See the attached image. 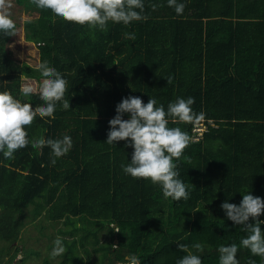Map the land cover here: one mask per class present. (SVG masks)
<instances>
[{"label": "trees", "instance_id": "1", "mask_svg": "<svg viewBox=\"0 0 264 264\" xmlns=\"http://www.w3.org/2000/svg\"><path fill=\"white\" fill-rule=\"evenodd\" d=\"M18 2L30 15L25 39L37 45L39 63L67 81L64 98L72 107L57 104L55 119L37 116L25 128L28 146L13 159L0 153V264H31L34 257L40 264H129L133 255L141 264H177L187 255L180 243L202 264H219V246L233 243L239 264H264L240 245L248 233L221 208L225 201L239 205L249 192L264 198V0H178L186 5L182 15L167 0H144L146 20L109 22L106 31ZM10 13L18 35L21 18ZM17 35L0 33V91L35 109L44 104L38 91L23 96L20 87L24 77H44L37 64L13 55ZM130 96L145 104L154 98L166 111L178 98L194 97L198 122L168 118V127L190 138L173 161L187 200L166 199L160 185L126 174L121 165L134 152L128 141L105 142L117 104ZM197 124L202 129L194 130ZM65 135L73 146L54 166L49 147L31 144ZM43 220L52 228L41 225L35 240L47 238L46 254L22 234L28 221ZM57 237L66 253L52 259Z\"/></svg>", "mask_w": 264, "mask_h": 264}, {"label": "clouds", "instance_id": "2", "mask_svg": "<svg viewBox=\"0 0 264 264\" xmlns=\"http://www.w3.org/2000/svg\"><path fill=\"white\" fill-rule=\"evenodd\" d=\"M31 3L39 9L50 10L55 17L66 22L88 25L91 28L99 27L104 31L107 30L109 22L129 25L133 21L147 19V16L143 15L144 0H31ZM167 3L169 7L174 8L177 15L183 14L186 7L184 3H178V0H167ZM11 7L10 0H0V33L7 37L17 35L16 24L9 11ZM156 7L157 5H152L153 10ZM125 39L135 40L136 36L134 33H125ZM36 71L44 77L39 88L32 83H24L20 87V93L29 96L38 91L43 105L33 109L31 104L22 103L10 93L0 91V153L5 159H13L16 151L28 146L29 139L25 128L31 126L37 116L55 119L57 104L62 103L64 110L72 107L64 98L67 81L61 73L50 67L46 61L38 63ZM166 79L168 84L172 83V77ZM194 102V97L178 98L168 105L166 111L163 104L156 106L157 101L154 98H150L145 104L140 97L130 96L117 104V114L109 121L110 129L105 142L111 145L122 140L128 141L129 146L134 148L130 163L121 165L123 171L133 178L150 180L153 184L160 185L164 197L174 201L182 198L187 200L190 195L187 186L178 179L177 165L173 162L183 155L190 138L179 127H168V118L171 117L174 122L180 123L198 122L200 116L191 108ZM125 114L129 115V119H124ZM31 144L38 150L49 147L54 157L51 164L54 166L56 158L63 157L70 151L73 141L70 136L65 135L62 139L41 137ZM221 208L225 210L229 220L243 226V230L248 233L247 237L240 241V245L249 249L253 256L264 258V234L261 228L264 220L260 219L264 214V198L249 192L243 195L239 205L225 201ZM53 244L50 258L55 259L66 253L60 237H57ZM178 247L187 255L179 259L177 264H202L200 256L193 254L188 245L180 243ZM192 248L198 252L203 251V245L200 243L193 244ZM218 251L219 264H239L237 244L220 245ZM17 259H22V255H18ZM127 259L129 264H141L139 257L135 255ZM248 264H255V261L250 259Z\"/></svg>", "mask_w": 264, "mask_h": 264}, {"label": "rangeland", "instance_id": "3", "mask_svg": "<svg viewBox=\"0 0 264 264\" xmlns=\"http://www.w3.org/2000/svg\"><path fill=\"white\" fill-rule=\"evenodd\" d=\"M10 3L12 5V7L9 9L13 10L16 13V15L20 16L21 21H22V26L20 28V32L17 35V39L14 40L11 44V50L13 52V55L18 57L19 59H21L22 61H28L30 64H38L39 63V51H38V47L36 44L29 42L25 39V30L23 28V22L26 18H28L30 15L24 11V9H21V7L19 6V2L18 0H10ZM20 9L22 10V12L20 11ZM42 82V80H34V79H30L28 77H24L23 78V84L24 83H32L37 89L39 88L40 83ZM197 130V129H195ZM196 136V135H195ZM27 212V211H26ZM37 226H34L31 222L28 221V223L23 227V232L22 234H27V235H31L30 237L32 238L31 243H33V246H35L36 248H40L44 254L47 253V238L46 237H42L39 240H35L36 237L39 236L40 234V228L41 225L46 226L45 232H48L52 226L51 224L46 221H36ZM60 226H63L61 224H59ZM69 227V225H67ZM83 258H87V255L85 253H83ZM32 262L31 264H40V258L34 257L32 258Z\"/></svg>", "mask_w": 264, "mask_h": 264}, {"label": "built area", "instance_id": "4", "mask_svg": "<svg viewBox=\"0 0 264 264\" xmlns=\"http://www.w3.org/2000/svg\"><path fill=\"white\" fill-rule=\"evenodd\" d=\"M195 129L200 130V129H202V127H201L200 125L197 124V128H195ZM194 138H195V139H198L199 136L197 135V136H195Z\"/></svg>", "mask_w": 264, "mask_h": 264}]
</instances>
